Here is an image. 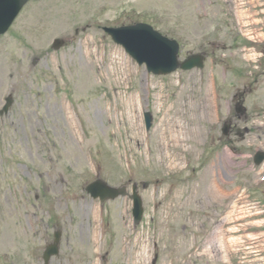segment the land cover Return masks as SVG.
Instances as JSON below:
<instances>
[{
    "label": "rangeland",
    "instance_id": "obj_1",
    "mask_svg": "<svg viewBox=\"0 0 264 264\" xmlns=\"http://www.w3.org/2000/svg\"><path fill=\"white\" fill-rule=\"evenodd\" d=\"M26 8L0 37V110L6 96L15 99L0 116V264H43L59 229L52 264H97L96 252L107 264H264V165L253 163L264 151V0H32ZM137 23L177 40L182 61L202 49L205 68L148 74L102 30ZM56 38L72 42L53 51ZM250 40L257 50L243 52ZM248 86V119L238 120L234 96ZM208 97L210 115L198 111ZM228 119L249 128L245 140L222 135ZM173 120L197 132L167 154L175 169L160 148L161 126ZM99 176L130 191L138 184L145 206L135 228L132 200L107 204L109 243L96 241V217L83 211L100 209L85 191Z\"/></svg>",
    "mask_w": 264,
    "mask_h": 264
},
{
    "label": "water",
    "instance_id": "obj_2",
    "mask_svg": "<svg viewBox=\"0 0 264 264\" xmlns=\"http://www.w3.org/2000/svg\"><path fill=\"white\" fill-rule=\"evenodd\" d=\"M14 6H20L19 0H7ZM0 0V34L5 33L11 25L13 18L9 15L8 9ZM19 9H16L18 11ZM115 41L125 46L140 63L146 62L149 70L156 74H167L179 67L184 70L193 69L195 66L203 67L200 57H193L182 65L178 63L179 45L155 32L147 26L124 28L120 30H108ZM62 44L57 41L56 45ZM51 250V249H50ZM49 250V251H50ZM55 251L48 253L49 258Z\"/></svg>",
    "mask_w": 264,
    "mask_h": 264
},
{
    "label": "bare ground",
    "instance_id": "obj_3",
    "mask_svg": "<svg viewBox=\"0 0 264 264\" xmlns=\"http://www.w3.org/2000/svg\"><path fill=\"white\" fill-rule=\"evenodd\" d=\"M119 55V54H118ZM121 59V63H127L125 61V59L123 57H121V55H119ZM137 100H135L134 98L132 99V105L135 107L137 105ZM139 106L141 111L143 112V105H142V101L141 99H139ZM161 106H163L161 104ZM204 110V112L207 115H210V101H209V97L208 100L203 101V103L200 105V107L198 108V111H202ZM70 118V117H69ZM129 118L133 124L132 128L135 129L137 131V138L141 137V131L139 126L137 125V121L135 120V116L133 111L129 112ZM70 121L73 125V121L70 118ZM183 124V123H182ZM181 123L175 122V120H173V122L171 123H167L166 125H162L161 126V143H160V148H161V153H166V157L168 159V163H167V167L171 168V169H175V159H172L171 157H169L167 154L169 152H171V150L174 148H186V146L188 144H190L191 142H193V138L194 136H196L197 132H195V130H193V127L190 124L184 123V125L188 126L191 129H188L186 126L182 125ZM137 125V126H136ZM74 130L75 127L73 126ZM136 142H138L136 140ZM139 143V142H138ZM193 148H190V150H192ZM216 164H213L210 168H209V172L208 174H213V176L215 177L213 183H214V187H212V192L214 193H218L219 195L221 193H219V190L217 189L218 185V179H216V176L219 175L217 169H216ZM218 168V167H217ZM218 190V191H217ZM83 211L86 214H95L96 213V217H97V212L95 209H93L90 206H85L83 207ZM97 232V231H96Z\"/></svg>",
    "mask_w": 264,
    "mask_h": 264
}]
</instances>
